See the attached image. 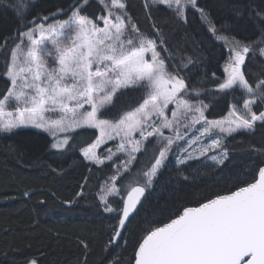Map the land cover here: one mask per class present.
<instances>
[{
	"label": "snow or ice",
	"instance_id": "6c2138e0",
	"mask_svg": "<svg viewBox=\"0 0 264 264\" xmlns=\"http://www.w3.org/2000/svg\"><path fill=\"white\" fill-rule=\"evenodd\" d=\"M88 3L89 0H75L67 12L58 10L65 19H55L57 13H53L52 23L47 22L49 17H43L39 24L34 18L31 27L12 37L15 44L10 50L9 38H5L3 76L9 83L0 97V133H13L22 127L41 129L53 138L50 147L61 150L77 130L94 129L99 135L83 154L98 164L103 160L94 149L106 141H119L116 152L109 150L107 158L123 153L127 160L121 162L122 171L111 177V187L100 197L106 205L104 211L118 216L110 226L114 232L105 249L108 251L134 224L141 198L153 186L171 153H177V166L200 157L223 165L229 156L224 146L227 137L254 132L258 123L264 125V109L257 110L264 105V64L254 81L244 70L249 55L264 61V8L231 5L234 17L244 20L247 16L258 37L248 43L233 38L224 78L216 85L219 93L239 89L244 97L242 108L230 105L226 118L209 120L205 115L209 105L186 98L189 89L185 78L168 71L158 51H168L159 30V40L141 34L127 13L125 0H99L104 14L95 18L83 12ZM152 5L174 9L180 19L186 18L190 7L199 12L209 32L223 38L209 13L199 7V0H152ZM27 6V0H16V15L26 13ZM223 39L227 43V38ZM126 90H140L143 98L136 107L122 111L116 100ZM192 91L199 94L202 90ZM10 105H14L11 110ZM170 105L175 106L171 117L167 115ZM110 109H116L118 118L102 119ZM51 113L58 114V118L51 119ZM193 129L195 135L186 139ZM165 130L170 135H165ZM204 138L209 139L208 144L201 143ZM255 151L264 155V149ZM138 153L144 154L151 166L118 188V176L130 171ZM229 183L236 186L244 182L236 176ZM124 191L126 196L121 195ZM113 195L123 200L122 209L108 205V197ZM80 243L87 248L84 241ZM119 260L114 257L109 264H119ZM28 264L37 261L32 259ZM134 264H264V160L253 182L216 195L198 207H185L170 222L147 232L134 250Z\"/></svg>",
	"mask_w": 264,
	"mask_h": 264
},
{
	"label": "trees",
	"instance_id": "16d2710c",
	"mask_svg": "<svg viewBox=\"0 0 264 264\" xmlns=\"http://www.w3.org/2000/svg\"><path fill=\"white\" fill-rule=\"evenodd\" d=\"M74 2L27 0L26 13L18 17L13 8L16 0H0V97L9 83L3 76L7 60V51L2 47L5 38H9L10 50L15 44L12 37L31 27L34 18L35 23L43 17L51 20L53 13H57V18L62 16L58 10L67 12ZM125 2L127 13L141 34L157 40L156 30L163 35L168 51L164 48L158 51L168 71L185 78L189 89L186 98L209 105L205 112L209 120L226 118L230 105L242 108L244 97L239 90L227 94L217 91L216 85L225 75L229 49L209 32L198 11L187 9L186 18L180 19L174 9L152 5L151 0ZM234 3L251 5L256 10L264 8V0H199V7L209 13V18L220 30V37L234 38L242 43L256 40L258 33L248 24L247 16L244 20L234 17L231 11ZM83 11L92 16L104 13L99 0H89ZM262 64L264 61L248 56L244 70L250 81H254ZM194 88L202 91L197 94L192 91ZM142 98L140 90H126L117 98L116 105L127 111L142 102ZM262 108L263 105L257 110ZM102 118H118L116 109H110ZM87 132L94 136L96 130ZM51 143L48 134L35 129L0 133V264H28L32 259L37 264H109L114 257L120 258L119 264H133L134 250L147 232L175 218L185 207L197 206L253 182L260 161L264 160V155L255 151L264 149V125L258 123L254 132H239L227 137L224 146L229 156L223 165L200 157L177 166L172 162L171 153L153 186L146 190L133 218L134 224L119 239V244L108 251L105 248L114 232L110 226L118 221V216L115 212L104 211L100 197L111 187V177L122 171L121 162L127 159L119 154L113 160L106 157L98 164L85 160L75 148L69 154L65 150H53ZM10 147L14 150L10 151ZM107 147L102 146L99 153H105L103 150ZM136 161L129 172L118 176V188L126 185L131 174L134 176ZM183 176L188 179L184 180ZM236 176L244 183L236 186L229 183ZM25 192L29 195L24 196ZM125 194L126 191L121 193ZM108 199L109 205L121 209L120 196Z\"/></svg>",
	"mask_w": 264,
	"mask_h": 264
},
{
	"label": "rangeland",
	"instance_id": "374dc122",
	"mask_svg": "<svg viewBox=\"0 0 264 264\" xmlns=\"http://www.w3.org/2000/svg\"><path fill=\"white\" fill-rule=\"evenodd\" d=\"M152 1V0H151ZM188 9H191L190 7L188 8ZM84 12V11H83ZM84 14H87V13H85L84 12ZM104 14V13H103ZM102 14V15H103ZM87 15H89V14H87ZM63 16V17H62ZM62 16H58L57 18H55V19H65L66 18V16L65 15H62ZM90 17H92V18H95V17H97V16H100V15H97V16H92V15H89ZM41 22H43V19L42 20H40V21H38V22H36L37 24H39V23H41ZM48 23H52L53 22V19H51V20H48L47 21ZM100 24H101V26H103L102 25V21L100 22ZM32 26V25H31ZM25 30H27V29H25ZM25 30H22V31H25ZM21 31V32H22ZM220 40L221 41H223L224 43H226V40L225 39H223V38H220ZM232 40L233 39H231V38H228V40H227V43H226V45H227V47H228V49H229V46L231 45V43H232ZM226 47V48H227ZM148 55V58H150V54H147ZM228 59H229V57H228ZM228 59H227V61H228ZM226 65V64H225ZM225 68V67H224ZM224 78V77H223ZM223 78L221 79V81L220 82H222V80H223ZM219 82V83H220ZM236 90H239V89H236ZM240 91V90H239ZM175 106L174 105H170L169 106V109L167 110V115L169 116V117H171V111H172V109L174 108ZM11 108H13V107H9V110H11ZM262 109H264V105H263V108ZM50 115V118L51 119H53V120H55V119H57L58 118V114H56V113H51V114H49ZM102 118V117H101ZM103 119V118H102ZM224 119V118H223ZM218 120H220V119H218ZM197 127H199V126H197ZM23 129H26V128H29V129H35V130H38V131H41V132H44V133H46V134H48L47 132H45V131H43V130H41V129H36V128H33V127H22ZM22 128H19V129H22ZM17 130V129H16ZM92 130H94V129H92ZM15 131V130H14ZM7 134V133H6ZM49 135V134H48ZM99 135V133L96 131V133H95V135L94 136H92V133H89V132H87V131H80V130H77V132L76 133H74L73 134V138L72 139H70V141H69V143L65 146V148L64 149H61V150H65V152L66 153H70L71 151H72V149L73 148H75L76 149V151L85 159V160H87V161H90V162H94V161H91V160H88V159H86L85 158V156H84V154H83V150L84 149H87L88 148V146L89 145H91V144H93V142L96 140V137ZM165 135H170V133L168 132V130H165ZM193 135H195V129H193L192 131H190L189 133H188V137H186V139H188V138H191ZM50 136V135H49ZM51 137V136H50ZM212 139H214L215 138V136L213 135L212 137H211ZM51 139H52V143L54 142L53 141V138L51 137ZM90 140V141H89ZM152 142H154V141H152ZM51 143V144H52ZM112 143V144H111ZM119 143V141L118 140H115V141H106L104 144H102V145H100L98 148H96V149H94V152L96 153V155H97V157L98 158H100L101 160H105L106 159V157H108L109 155H110V151L109 150H111V152H116V145ZM201 143L202 144H208L209 143V139L208 138H204L202 141H201ZM104 145H108V147L107 148H105L104 150H103V152H105V153H103V154H100L99 153V150H100V148L102 147V146H104ZM181 146H183V143H181ZM149 147H151V144H149ZM52 149V148H51ZM53 150H57V149H53ZM157 152H158V150H157ZM108 154V155H107ZM123 155L124 157H125V159H127V156L125 155V154H123V153H116V155H114V156H112V158L110 159V160H113V159H115V156H117V155ZM176 152H173V161L172 162H176ZM212 154H214V153H212ZM148 155H152V153L151 152H149L148 153ZM171 155V154H170ZM169 155V156H170ZM211 155V154H210ZM204 161H209L210 163H214L213 161H211V160H209V159H203ZM149 162V160L147 159V157L144 155V154H142V153H140L139 154V157H138V159H137V161H136V171L134 172V175H136L137 174V172L138 171H141V170H146L148 167H150L151 166V162L149 163V165L148 166H145L144 167V165L145 164H147ZM166 164H167V161H166ZM215 164V163H214ZM144 168V169H143ZM133 176V174H131V176L130 177H132ZM109 186H111V184L109 185ZM109 202H110V200L108 199L107 200V203H108V205H109ZM106 206V205H105ZM116 214V213H115Z\"/></svg>",
	"mask_w": 264,
	"mask_h": 264
},
{
	"label": "water",
	"instance_id": "95a60500",
	"mask_svg": "<svg viewBox=\"0 0 264 264\" xmlns=\"http://www.w3.org/2000/svg\"><path fill=\"white\" fill-rule=\"evenodd\" d=\"M127 195V192H126V194H125V196ZM146 195V192H145V194H144V196ZM144 196L141 198V202H142V199L144 198ZM206 202V201H205ZM204 203V202H203ZM199 205H197V206H191V207H198ZM122 207H123V202H122ZM122 207H121V209H122ZM174 219V218H173ZM168 222H170V221H168ZM168 222H166V223H168ZM162 226V225H161ZM160 227V226H159ZM133 264H134V262H133Z\"/></svg>",
	"mask_w": 264,
	"mask_h": 264
},
{
	"label": "bare ground",
	"instance_id": "6f19581e",
	"mask_svg": "<svg viewBox=\"0 0 264 264\" xmlns=\"http://www.w3.org/2000/svg\"><path fill=\"white\" fill-rule=\"evenodd\" d=\"M112 144V143H111ZM106 249V248H105Z\"/></svg>",
	"mask_w": 264,
	"mask_h": 264
}]
</instances>
